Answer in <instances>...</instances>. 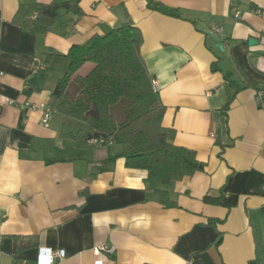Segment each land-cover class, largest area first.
I'll return each instance as SVG.
<instances>
[{"label":"crops","instance_id":"crops-1","mask_svg":"<svg viewBox=\"0 0 264 264\" xmlns=\"http://www.w3.org/2000/svg\"><path fill=\"white\" fill-rule=\"evenodd\" d=\"M51 1L0 0V264H38L41 248L65 250L53 264H259L264 0H82L74 23L62 11L50 31H33L35 5ZM127 15L142 31L163 125L205 163L191 177L163 184L128 167L112 139H77L80 120L51 111L44 122L71 47ZM234 62L243 74L232 79L248 87L226 79ZM162 189L177 206L159 201Z\"/></svg>","mask_w":264,"mask_h":264},{"label":"trees","instance_id":"trees-1","mask_svg":"<svg viewBox=\"0 0 264 264\" xmlns=\"http://www.w3.org/2000/svg\"><path fill=\"white\" fill-rule=\"evenodd\" d=\"M81 1L52 0L35 5L38 16L32 30L50 31L62 11L71 15L70 22L74 23L85 14ZM149 1L151 7L160 8L158 3ZM171 14L182 16L184 12L173 10ZM142 42V31L127 15L119 27L72 46L65 55L69 70L58 81L51 110L83 123L76 133L80 141L112 139L125 147L128 167H144L150 177L168 184L202 171L205 163L198 159L195 150L176 145V131L163 125L166 107L143 58ZM87 63L94 65L81 75L79 72ZM218 66L214 64L213 69L217 70ZM236 74L242 76L243 73L234 62V69L226 73V79L239 89L248 87L249 83L241 85L237 79H232ZM158 195L163 205L177 206L166 190H159ZM254 236L257 261L264 264L262 231L254 227ZM31 245L32 242H28L18 247L22 249Z\"/></svg>","mask_w":264,"mask_h":264},{"label":"built area","instance_id":"built-area-1","mask_svg":"<svg viewBox=\"0 0 264 264\" xmlns=\"http://www.w3.org/2000/svg\"><path fill=\"white\" fill-rule=\"evenodd\" d=\"M218 31H219V29H218ZM2 74H4V73L2 71H0V76H2ZM260 95H262V92L260 93ZM41 107L45 111L44 122H47L48 118L50 117L52 110L45 103L41 104ZM0 116H2L1 111H0ZM92 141L96 142L99 140L92 139ZM101 141H103V140H101ZM102 248L107 249L110 252L114 251V248H108V247H102ZM65 255H66L65 250L52 251V249L41 248L40 253H39V257H38V264H53L55 262V259H57V258L62 259L65 257Z\"/></svg>","mask_w":264,"mask_h":264},{"label":"rangeland","instance_id":"rangeland-1","mask_svg":"<svg viewBox=\"0 0 264 264\" xmlns=\"http://www.w3.org/2000/svg\"><path fill=\"white\" fill-rule=\"evenodd\" d=\"M93 63H87L86 65H85V67L82 69V70H80V74L81 75H84V74H86L87 72H89V70H91V68L93 67Z\"/></svg>","mask_w":264,"mask_h":264},{"label":"water","instance_id":"water-1","mask_svg":"<svg viewBox=\"0 0 264 264\" xmlns=\"http://www.w3.org/2000/svg\"><path fill=\"white\" fill-rule=\"evenodd\" d=\"M249 42H250V44H254L255 42H257L255 39H253V38H250L249 39Z\"/></svg>","mask_w":264,"mask_h":264}]
</instances>
